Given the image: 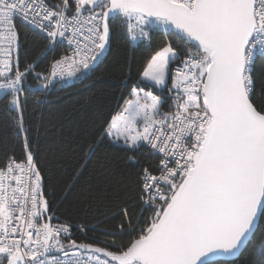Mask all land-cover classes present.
I'll use <instances>...</instances> for the list:
<instances>
[{
  "label": "snow or ice",
  "instance_id": "1",
  "mask_svg": "<svg viewBox=\"0 0 264 264\" xmlns=\"http://www.w3.org/2000/svg\"><path fill=\"white\" fill-rule=\"evenodd\" d=\"M116 36L149 49L119 68L123 103L39 157L30 102L89 79ZM258 65L264 0H0V128L22 148L0 161V264H264ZM89 164L99 179L88 191L118 203L74 223L59 208Z\"/></svg>",
  "mask_w": 264,
  "mask_h": 264
},
{
  "label": "trees",
  "instance_id": "2",
  "mask_svg": "<svg viewBox=\"0 0 264 264\" xmlns=\"http://www.w3.org/2000/svg\"><path fill=\"white\" fill-rule=\"evenodd\" d=\"M29 48L38 46V41L29 36ZM60 51V50H59ZM149 54L147 43H141L130 47L121 37L113 39L112 47L103 63L97 66L91 77L84 81H73L59 88L52 89L46 97L42 98L38 108L33 109L30 102L29 120L33 129V140L39 148V157H43L50 149L55 151L63 145H71L76 139L92 134L94 123L100 114L108 115L123 103L122 95H126L119 87L120 66L131 61L133 68L143 62ZM23 55V53H22ZM47 64V61L44 62ZM43 67V65H42ZM264 68L257 66V90L261 85ZM2 118V114H0ZM15 151L17 156L22 152L19 140H13L0 128V161L6 154ZM105 150L101 149L98 156L103 159ZM111 155V153H109ZM113 174L116 180L129 178L122 172L121 163L113 157ZM75 159L66 162V174L58 175L61 187L71 175V168ZM98 172L94 170V164L81 176L79 183L73 188L68 199L60 205L59 214L70 217L73 222L90 221L95 224L103 221L105 216H111L116 208L118 200L113 192L107 200L101 202L96 197V192H89V186H95L98 182ZM103 187V185H101ZM60 188L57 195H61ZM117 222L110 221L104 225L106 230H111ZM128 237H124L126 243Z\"/></svg>",
  "mask_w": 264,
  "mask_h": 264
},
{
  "label": "built area",
  "instance_id": "3",
  "mask_svg": "<svg viewBox=\"0 0 264 264\" xmlns=\"http://www.w3.org/2000/svg\"><path fill=\"white\" fill-rule=\"evenodd\" d=\"M60 50V51H59ZM61 52H62V49H57V51H56V55L57 56H59L60 54H61ZM73 81H75V80H73ZM73 81H69L68 83H70V82H73ZM68 83H66V84H68ZM65 85V84H64ZM52 90V89H51ZM51 90H49V92L51 91ZM48 92V93H49Z\"/></svg>",
  "mask_w": 264,
  "mask_h": 264
}]
</instances>
